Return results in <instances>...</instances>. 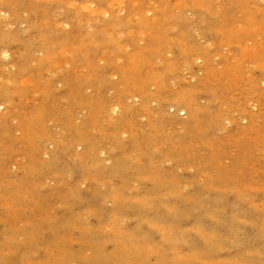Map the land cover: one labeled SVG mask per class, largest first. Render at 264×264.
Listing matches in <instances>:
<instances>
[{"label":"rangeland","instance_id":"1","mask_svg":"<svg viewBox=\"0 0 264 264\" xmlns=\"http://www.w3.org/2000/svg\"><path fill=\"white\" fill-rule=\"evenodd\" d=\"M0 264H264V0H0Z\"/></svg>","mask_w":264,"mask_h":264},{"label":"bare ground","instance_id":"2","mask_svg":"<svg viewBox=\"0 0 264 264\" xmlns=\"http://www.w3.org/2000/svg\"><path fill=\"white\" fill-rule=\"evenodd\" d=\"M111 35V34H110Z\"/></svg>","mask_w":264,"mask_h":264}]
</instances>
